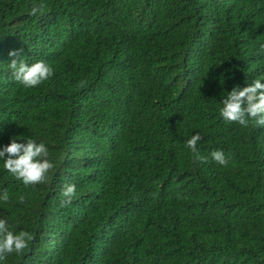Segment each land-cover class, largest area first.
I'll return each mask as SVG.
<instances>
[{
  "label": "trees",
  "instance_id": "obj_1",
  "mask_svg": "<svg viewBox=\"0 0 264 264\" xmlns=\"http://www.w3.org/2000/svg\"><path fill=\"white\" fill-rule=\"evenodd\" d=\"M14 49L54 75L24 87ZM262 76L264 0H0V148L55 164L25 186L0 160V219L33 236L0 264H264V126L219 114Z\"/></svg>",
  "mask_w": 264,
  "mask_h": 264
},
{
  "label": "clouds",
  "instance_id": "obj_2",
  "mask_svg": "<svg viewBox=\"0 0 264 264\" xmlns=\"http://www.w3.org/2000/svg\"><path fill=\"white\" fill-rule=\"evenodd\" d=\"M44 4L34 5L30 15L43 13ZM23 49L11 50L9 55L14 57L9 63L12 76L26 88H34L47 81L54 75V69L45 61L40 60L29 65L20 55ZM264 76L253 80L246 86L236 85L222 99L220 116L228 123H238L247 128L251 123L256 127L264 126ZM83 86V82H81ZM202 139L199 133L187 139L186 147L191 150L194 162L206 163L208 157L197 148ZM211 159L217 164L227 166L229 157L222 150H214L210 153ZM0 160H3V168L16 179L21 180L25 186L46 183L48 174L55 167L50 152L44 142H37L27 138L26 143L12 139L7 145L0 148ZM61 205H70L77 195L75 184H65L61 190ZM0 200L8 202L9 194L4 190ZM20 203H25V197H19ZM33 239L28 231L21 230L18 233L10 229L5 219H0V262L6 261L11 254H22Z\"/></svg>",
  "mask_w": 264,
  "mask_h": 264
}]
</instances>
